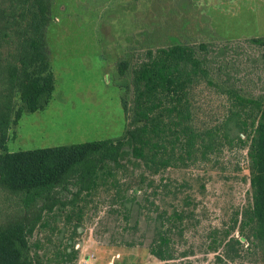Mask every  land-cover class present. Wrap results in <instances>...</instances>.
I'll return each mask as SVG.
<instances>
[{
	"label": "rangeland",
	"instance_id": "1",
	"mask_svg": "<svg viewBox=\"0 0 264 264\" xmlns=\"http://www.w3.org/2000/svg\"><path fill=\"white\" fill-rule=\"evenodd\" d=\"M262 36L264 0H53L47 42L56 87L43 109L24 111L12 124L7 149L120 138L128 123L123 100L132 117V66L146 58L148 49L174 43H206L214 81L262 97L264 44L251 41ZM123 57L130 59L125 74L117 67ZM193 101L201 128L224 124L229 103L219 88L203 82ZM230 129L231 141L154 176L157 184L161 175L169 184L156 199L161 209L183 215L170 232L175 259L160 260L151 252L160 221L157 213L148 217L139 206L150 189L137 187L143 168H135L127 155L118 176L120 194L130 186L127 198H119L110 177L105 184L100 178L91 195L79 199L70 220L66 213L72 205L49 213L48 224L30 236V254L37 251L43 264H53L55 245L72 240L77 264H264V247L253 236L247 214L252 204L249 141L234 122ZM69 188L56 198H71L77 187ZM21 201L0 187V225L18 214Z\"/></svg>",
	"mask_w": 264,
	"mask_h": 264
},
{
	"label": "trees",
	"instance_id": "2",
	"mask_svg": "<svg viewBox=\"0 0 264 264\" xmlns=\"http://www.w3.org/2000/svg\"><path fill=\"white\" fill-rule=\"evenodd\" d=\"M52 13L53 0H0V187L22 199L18 214L0 225V264H43L37 251L33 257L30 254V236L36 228L48 224L51 211L72 205L66 213L70 220L79 199L91 195L100 178L105 184L110 177L120 194L118 176L126 167L125 155L135 168H143L137 187L150 189L139 206L148 217L157 213L160 221L151 252L160 260L175 259L170 232L183 215L178 209H161L156 199L169 184L162 175L157 184L154 176L206 156L222 140L231 141V122L249 141L252 204L247 214L254 224L253 236L264 247V95L248 97L233 85L214 81L206 43L148 49L146 58L132 66V117L123 100L128 123L120 138L7 149L12 124L24 111L43 109L56 87L47 42ZM251 41L264 44V36ZM117 67L125 74L130 59L119 58ZM203 82L227 96L229 106L221 127L201 128L196 123L193 95ZM238 139L243 140L241 135ZM70 184L77 187L72 197L56 198L61 190L70 191ZM129 188L119 198H127ZM76 214L79 225L82 208ZM125 217L129 218V211ZM78 255L74 241L60 242L54 247L53 264H77Z\"/></svg>",
	"mask_w": 264,
	"mask_h": 264
}]
</instances>
